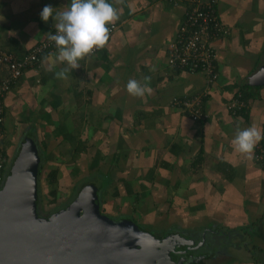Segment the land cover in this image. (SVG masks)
Instances as JSON below:
<instances>
[{
    "label": "crops",
    "instance_id": "crops-1",
    "mask_svg": "<svg viewBox=\"0 0 264 264\" xmlns=\"http://www.w3.org/2000/svg\"><path fill=\"white\" fill-rule=\"evenodd\" d=\"M69 4L0 0V49L24 57L55 31L54 18L41 19L42 9ZM114 6L120 18L107 46L81 60L67 80L55 75L66 65L49 71L42 63L55 49L14 85L4 108L7 155L18 135L31 139L46 181L57 172L56 197L60 184L72 199L93 185L106 215L199 245L187 254L188 264H264V158H257L264 140L247 156L231 143L237 129L255 125L264 132V0L220 1L219 16L231 32L214 41L218 77L211 85L203 73L168 62L186 4ZM146 76L151 94L130 96L128 80L143 83ZM203 92L206 120L172 105L174 97ZM234 98L246 107L230 109Z\"/></svg>",
    "mask_w": 264,
    "mask_h": 264
},
{
    "label": "water",
    "instance_id": "water-1",
    "mask_svg": "<svg viewBox=\"0 0 264 264\" xmlns=\"http://www.w3.org/2000/svg\"><path fill=\"white\" fill-rule=\"evenodd\" d=\"M40 165L37 145L26 138L0 187V264H188L187 254L199 248L182 234L160 238L132 220L110 218L91 184L41 215Z\"/></svg>",
    "mask_w": 264,
    "mask_h": 264
},
{
    "label": "built area",
    "instance_id": "built-area-1",
    "mask_svg": "<svg viewBox=\"0 0 264 264\" xmlns=\"http://www.w3.org/2000/svg\"><path fill=\"white\" fill-rule=\"evenodd\" d=\"M170 1L184 3L187 6L184 19L169 46V65L190 73H203L207 84H213L218 77V57L214 41L231 32L230 27L225 25L219 16L221 0ZM115 29L116 25L110 26V37ZM53 50H55L54 42L48 37L36 44L22 58L0 49V183L5 181L12 163L4 146L5 99L25 71L39 66L43 56ZM4 68L6 74H2ZM206 96L207 92L189 97H174L172 105L188 114L192 120L203 121L208 118V114L203 110ZM243 107H246V101L241 98H234L230 103V109L234 111ZM259 149L257 158L263 159L264 145Z\"/></svg>",
    "mask_w": 264,
    "mask_h": 264
},
{
    "label": "clouds",
    "instance_id": "clouds-1",
    "mask_svg": "<svg viewBox=\"0 0 264 264\" xmlns=\"http://www.w3.org/2000/svg\"><path fill=\"white\" fill-rule=\"evenodd\" d=\"M122 3L123 0H113L112 3L109 0H70L69 5L59 9L46 5L40 13L41 19L47 22L54 18L56 30L55 34L47 33L56 51L44 57L42 63L50 65L46 70L50 71L58 64L66 65L55 75L58 79L67 80L68 73L81 66V60L104 49L110 39V26L120 18V9L114 5ZM150 81V76L144 77L143 83L129 79L126 91L132 97L144 98L152 92ZM261 140H264V132L252 125L237 129L231 143L236 152L247 156Z\"/></svg>",
    "mask_w": 264,
    "mask_h": 264
},
{
    "label": "rangeland",
    "instance_id": "rangeland-1",
    "mask_svg": "<svg viewBox=\"0 0 264 264\" xmlns=\"http://www.w3.org/2000/svg\"><path fill=\"white\" fill-rule=\"evenodd\" d=\"M14 143H15V146H18L21 143V136L20 135H18V137L16 139H14ZM15 146H14V150H12L13 152H11V161H12V159L15 156L14 155L15 149H17ZM40 186H41V189H42V193H41L42 200H41V203H40V208H42V212H43L44 215H46L47 212L50 211L51 209H54L58 203L64 204V203L72 200V197H71L72 192H67L68 189L67 190H63L62 186L60 184V189L58 190V193L60 194V196L58 195V197H57V199H58L57 202L58 203L51 204L50 201H51V199L54 198L53 189H56V188L58 189L59 188V187H57L58 184L50 185L49 181H46L45 177L43 176L42 184H40ZM110 218H112V217H110ZM134 222L140 227V225L136 221H134ZM145 226L151 227L150 224H148V225L145 224ZM148 232H150V231H148Z\"/></svg>",
    "mask_w": 264,
    "mask_h": 264
},
{
    "label": "trees",
    "instance_id": "trees-1",
    "mask_svg": "<svg viewBox=\"0 0 264 264\" xmlns=\"http://www.w3.org/2000/svg\"><path fill=\"white\" fill-rule=\"evenodd\" d=\"M11 166H12V164H11ZM44 169H45V167L43 166V164H42V160H41V165H40V172H39V181H38V184H39V206H40V203H41V200H42V198H41V193H42V189H41V186H40V184H42V177H43V171H44ZM57 172L56 171H50L49 172V179H50V181H49V183H50V185H55L56 183H57ZM4 183V182H3ZM3 183H0V187H2V184ZM53 192H54V198L53 199H51V201H50V203L51 204H56V203H58L57 201H58V199H57V197H56V192H57V190L56 189H53ZM100 198V197H99ZM67 203H69V201L68 202H66V203H64V204H61V203H58L57 205H56V207L54 208V209H51L50 211H48L47 212V214L45 215V216H49L50 214H52V213H54L55 211H57L58 209H60L61 207H64ZM100 204H101V199H100ZM102 209V208H101ZM39 212H40V214L41 213H43L42 212V208H40L39 207ZM103 213H104V211H102ZM105 214V213H104ZM109 217H111V216H109ZM113 218V217H112ZM113 219H115V218H113ZM115 220H120V219H115ZM160 238H162V237H160Z\"/></svg>",
    "mask_w": 264,
    "mask_h": 264
},
{
    "label": "flooded vegetation",
    "instance_id": "flooded-vegetation-1",
    "mask_svg": "<svg viewBox=\"0 0 264 264\" xmlns=\"http://www.w3.org/2000/svg\"><path fill=\"white\" fill-rule=\"evenodd\" d=\"M41 215L45 216L43 213H41Z\"/></svg>",
    "mask_w": 264,
    "mask_h": 264
}]
</instances>
